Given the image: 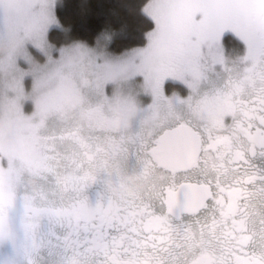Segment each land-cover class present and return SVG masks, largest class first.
I'll return each mask as SVG.
<instances>
[{"label": "flooded vegetation", "instance_id": "flooded-vegetation-1", "mask_svg": "<svg viewBox=\"0 0 264 264\" xmlns=\"http://www.w3.org/2000/svg\"><path fill=\"white\" fill-rule=\"evenodd\" d=\"M259 7L257 4L252 13L255 17ZM217 9L210 0L201 13L209 21ZM227 84L215 91L227 92ZM258 85L254 101L248 99L247 91L241 101L231 91L227 103L213 118L197 119L201 110L196 99L182 102L180 114L175 110L155 120L146 117L132 139L126 136L128 124H121L118 130L114 124L113 130H105L101 127L106 121L102 116L92 123L97 128L91 124H83L88 130L67 127L59 136L60 146L50 174L35 183L24 178L14 192L0 193L2 230L15 242L29 244V248L20 247L14 252L10 264H38L40 260L87 264L103 258L100 253L110 254L112 264H161L162 260L177 257H188L191 264H264V177L258 174V169L264 167V78ZM162 98L157 105L161 112L166 111L170 100ZM181 116L184 119L177 125L190 121L202 128L207 140L201 145L200 167L190 174L213 180L219 177L221 181L227 177L229 182L216 185L224 195L217 196L215 207L210 205L196 216L190 213L196 211L207 192L190 193L191 206L184 207V213L166 225L158 215L145 213L158 208L161 199L169 209L176 205L171 198L177 169L159 165L160 138L155 147L148 145L167 120L172 122ZM167 130L164 128V132ZM111 135L115 138L112 152L100 141ZM244 167L247 172L242 171ZM33 185L36 187L27 192ZM97 208L101 216L134 221L131 230L113 227L102 240H84L85 228L90 229L87 235H92L91 210ZM77 228L81 230L79 236Z\"/></svg>", "mask_w": 264, "mask_h": 264}, {"label": "rangeland", "instance_id": "rangeland-1", "mask_svg": "<svg viewBox=\"0 0 264 264\" xmlns=\"http://www.w3.org/2000/svg\"><path fill=\"white\" fill-rule=\"evenodd\" d=\"M55 1L0 0V193L14 192L24 178L35 183L50 174L59 136L71 125L97 128L92 123L102 116L105 130L128 124L126 136L132 139L146 117L180 114L182 102L196 99L197 119H209L220 113L231 91L240 101L246 91L250 101L259 93L264 49L249 46L223 9L208 21L201 9L210 0L144 3L142 10L154 23L147 42L117 55L108 49L105 33L94 45L50 43L48 31L62 26ZM251 2L252 13L260 4L256 17L264 22V0ZM167 82L178 83L183 92L168 93ZM226 83L227 92L218 94ZM162 97L170 99L163 112L157 107ZM113 137L100 139L110 152ZM2 227L0 221V264H10L14 252L29 244L15 242Z\"/></svg>", "mask_w": 264, "mask_h": 264}, {"label": "snow or ice", "instance_id": "snow-or-ice-1", "mask_svg": "<svg viewBox=\"0 0 264 264\" xmlns=\"http://www.w3.org/2000/svg\"><path fill=\"white\" fill-rule=\"evenodd\" d=\"M213 6L226 10L228 12V21L229 23L235 28L241 35L244 37L246 43L249 46L255 45L262 49H264V22L260 21L257 17H255L252 12L250 11L252 8L255 7V4L251 2V0H213ZM261 115H264V111H262ZM184 117L181 116L178 119H174L171 123L164 125L157 133L154 134V137L149 147H155L158 143L159 138L164 133V128L171 129L175 127V125L179 124ZM188 128L191 129L192 133L199 137L201 145L207 142L204 136V131L201 127L193 126L190 121H185ZM261 124H264V120L261 121ZM260 125H258L259 127ZM264 131V128H262ZM201 155V151L197 150V161L195 164L189 165L187 168L184 169H177L176 174L174 175L172 188L176 194L177 204L173 206L171 209L168 208V205L164 199H161L160 206L153 207L150 211H147L145 215H158L162 222L166 225L170 223L173 217H178L184 213V204L187 199L190 197V193L187 189V184H197V185H204L207 184L208 192L206 195L203 196V202L200 204L196 211L190 213L192 216L198 215L203 209H208L210 205L215 207L217 203V196H223L222 192H218L216 185L221 183L229 182L228 178L226 177L223 181L219 179V177L213 178L208 176H201V175H193L190 174L193 172L194 169L200 167V160L199 157ZM264 165V161L261 162ZM239 168V166H238ZM243 172H247V167L242 169ZM258 174L261 177H264V167L258 169ZM166 194L161 193V196L164 197ZM94 215L92 216L93 223L91 224V231L92 235H87L89 228L84 229V240L92 239H103L104 237H108L110 235L109 229L116 227L118 230L120 228H126L129 231L131 230V225L134 221H124L122 218L117 217H107L99 215L100 209H92L91 210ZM141 221L143 217L140 218ZM80 228L76 229V235L79 236ZM83 242V241H80ZM108 241H104V244L107 245ZM125 251L127 249H124ZM98 255H102L103 258L96 259V260H89L87 264H112V261L108 259V255L110 254H103L100 253ZM161 264H191V261L188 257H184L181 260L177 257L175 260H162Z\"/></svg>", "mask_w": 264, "mask_h": 264}, {"label": "trees", "instance_id": "trees-1", "mask_svg": "<svg viewBox=\"0 0 264 264\" xmlns=\"http://www.w3.org/2000/svg\"><path fill=\"white\" fill-rule=\"evenodd\" d=\"M148 1L155 4L159 0H56L55 17L62 26L51 28L47 39L52 44L82 41L94 45L105 33L110 37L108 49L115 55L142 46L154 26L142 10ZM178 85L167 82L166 91Z\"/></svg>", "mask_w": 264, "mask_h": 264}, {"label": "water", "instance_id": "water-1", "mask_svg": "<svg viewBox=\"0 0 264 264\" xmlns=\"http://www.w3.org/2000/svg\"><path fill=\"white\" fill-rule=\"evenodd\" d=\"M201 151L199 137L195 136L187 125H177L165 131L160 137L159 165L174 169H184L197 160V150ZM189 193L208 192V187L197 184H187ZM171 202L177 204L176 194ZM190 200L185 201L184 207H190Z\"/></svg>", "mask_w": 264, "mask_h": 264}]
</instances>
